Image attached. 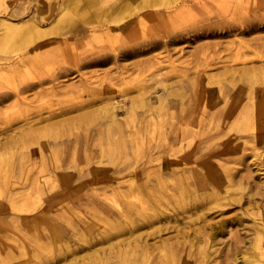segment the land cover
<instances>
[{
  "label": "bare ground",
  "instance_id": "6f19581e",
  "mask_svg": "<svg viewBox=\"0 0 264 264\" xmlns=\"http://www.w3.org/2000/svg\"><path fill=\"white\" fill-rule=\"evenodd\" d=\"M98 1L63 0L65 14L74 16L80 23H70L60 17L49 31L41 29L44 14L23 22L11 21L9 14L0 17V78L4 75L15 79L12 87L0 89V125H9L0 127V185L9 194V205L7 203L2 209L3 215L17 212L19 217L12 218L11 222L25 229H33L38 222L43 224L34 246H21L20 251L11 256L23 262L32 256L38 260L37 264L66 262L68 255L85 250L79 242L86 241L90 248L102 246L76 257L75 264H264V180L259 178L264 176V161L260 160L262 155L255 148L256 141L264 143V137H261L264 134V101L260 105L249 101L246 106L216 100L196 101V171L184 167L189 155H179L178 150H171L181 144L185 133L192 134L193 125L174 122L173 116L166 125L170 131L162 134L164 144L149 147L143 165L130 164L129 155L133 151L128 149V144H132L135 134L138 135L136 128L142 118L155 109L176 108L179 97L192 84L186 76L177 75L178 80L171 87L164 85L165 80L161 78L154 80L153 84L161 87L152 91L150 79H129L122 75L128 70L140 71L148 65L149 68H159L161 62L158 58L151 63L148 56L154 52L178 55L176 61L170 62L171 72L177 68L183 72L184 69L176 65L186 46L180 45L195 42L213 29L209 24H202L186 32L154 31L136 39L128 21L136 6L131 7L129 2L132 0H114L104 1L96 7L93 17L101 26L88 30L82 26L87 13L78 15V9L84 10V4ZM135 1L139 10L147 13V18L157 20L159 24L181 17L186 9V0ZM28 8L22 4L15 11L24 13ZM216 24L212 28L224 31L215 34L217 38L236 29H241L242 33L245 31L242 25L221 21ZM88 31L106 37L126 32V36L117 49L102 47L78 53L76 48L84 40L81 35ZM68 34L71 37L66 36ZM51 46L58 50L57 53L51 49L40 52ZM213 46L220 47L221 43ZM199 48L196 47V51ZM15 49L21 54L8 56ZM49 61H55L57 68L38 73L37 68ZM241 62L240 65L225 64L217 69L224 78L218 81L215 89L218 98L230 92V85L227 86L230 83L237 81L242 87L244 77L249 74L264 78V64ZM210 66L212 64L207 62L204 65L205 68ZM105 67L116 70L117 81L114 82L113 75L99 83L84 76L87 70ZM73 73L78 74L79 83L66 85V78ZM211 76L214 75L196 74L194 96L210 97L214 94L213 89L201 88L204 78L209 82ZM34 90H37L34 97L27 99V94ZM44 97L47 100L39 104ZM57 97H62L60 102L64 103L59 108H55L53 101ZM154 103L158 104L157 107ZM210 110L212 115L202 123L204 130L201 133L197 130L201 118L197 116L207 115ZM120 114L123 116L119 117ZM21 119L28 122L11 129V125ZM71 130L78 131L74 139L60 143L58 134ZM93 131L100 146L113 147H101L100 159L90 151ZM226 131L233 133L231 139H219L218 136ZM40 138L43 143L37 151L29 150L14 156L3 152L15 144L17 150L22 147L21 150L25 151L28 148L26 143ZM235 141L239 143L234 144ZM240 142L253 145L254 158L250 162H247L245 147H240ZM162 147L166 148L160 149ZM156 149L165 155H153ZM94 157L98 167L90 170L88 166ZM66 159L73 164L71 174L62 167ZM105 161L118 162L121 166L110 172ZM76 163L85 164V170L75 166ZM58 164L61 165L55 168ZM151 164L155 167L153 171L147 166ZM21 168L26 182L19 186L14 172ZM153 174L157 178L150 179ZM120 177H127L128 181L112 188L118 198L112 196L103 201L89 199L85 202L95 215L100 216L104 230H99L80 214L79 209L85 203L80 202L79 207H75L69 204L74 200L69 196L60 199L61 204L70 205L64 212L69 218L60 224L46 222L54 200L45 195L56 187V181L63 179L70 186L74 178L113 184ZM62 190L65 194L66 187ZM235 226L238 228L231 229ZM68 241L78 242L79 247L71 249ZM86 260L88 262L84 263Z\"/></svg>",
  "mask_w": 264,
  "mask_h": 264
},
{
  "label": "rangeland",
  "instance_id": "374dc122",
  "mask_svg": "<svg viewBox=\"0 0 264 264\" xmlns=\"http://www.w3.org/2000/svg\"><path fill=\"white\" fill-rule=\"evenodd\" d=\"M104 1L113 2L114 0H99L97 3H89L84 4V10L82 8L78 9V15H81L82 12L87 13V19L82 24L84 28H87L88 30H92L94 28L97 29L98 26H101L100 21L93 17V11L96 9L97 6L100 5V3H103ZM131 7L136 6V11L134 15H132L130 18H128L129 23L131 24V31L133 32V36H136V39L141 38L145 34H152L154 31H161V32H167V33H175V32H186L189 30H192L194 28H197L201 26L202 24H209L211 26L210 31H207L206 36H202L199 40L195 42H190L188 44H181L180 47H183V52L181 53L180 62H176V65L179 67H182L183 72L180 70H177L175 72L172 71V65L171 61H176L177 56L173 53H159L154 52L153 54H150V61L151 63L158 58V60L161 62L159 68H149V65L142 69V70H128L126 71L122 76L129 79H138V77H146V79L149 80V84L151 86L150 89L152 91L159 90L161 86L154 85L153 81L159 80L160 78L165 80L164 85L167 86H173V82L177 81L178 76H186L190 80V84H192L191 88L187 89V91L183 94V96L179 97L180 100L179 104L176 108L171 107L170 110L164 109H155L151 112H148L147 115H145L142 120L141 124L138 128V135H134L132 138V144H128V149L130 151H133L132 154H130V161H128L130 164L134 165H143L146 161V151L147 149L154 148L156 145L160 147L163 145L164 140L162 138V134L164 131L168 132L170 131L169 127H167V123L170 122V118L173 116V121L178 123H191L193 125V128L191 129V133L188 132L185 133L182 137L181 144L176 145L171 148L173 151L178 150L179 155H189L190 158L186 162V165L184 167L191 168L192 170L196 171V101H221L222 103H228L231 105L236 104H242L247 105L249 101H254L255 104L260 105L264 101V78H261L260 75L255 74H249L244 77L243 79V86L239 87V83L237 81L230 83L227 85H230V92L227 93V95H220L218 98V95L215 91V89L218 86V81L224 79L222 75L217 73V69L225 64H232V65H240L242 62L241 60H245L246 64L250 63H258V64H264V0H186V9L183 12V15L179 18H175L171 21H165L164 23H157V20H154L152 18H147L145 14L146 12L142 11L141 9L137 7L138 2L135 0H132L129 2ZM3 4V8L5 11H2L1 8L0 11V17H5L8 14L10 16V20L13 22H23L32 16L38 17L40 14H44V20L41 21V29H45L46 31L51 30V26L61 18L68 19L70 23H80L74 16L66 15V9L63 6V0H0V5ZM22 4L28 5V10L24 13L16 12L15 10L21 6ZM87 5V6H85ZM39 19V18H38ZM37 19V20H38ZM216 21L221 22H227V23H233L236 26L242 25V27L245 28L244 33L241 32V29H236L231 31L228 34L221 35L220 38L215 37V34H223L224 31H220L219 28H212V26H216ZM249 27V28H248ZM247 28L250 29V32L247 31ZM68 29V28H67ZM217 29V30H216ZM64 30H66L64 28ZM128 33V32H127ZM68 37H71L70 34L66 35ZM83 37L82 43L77 46L76 51L78 53H84L88 51L95 50L96 48L100 49L102 47H109L113 49H117L120 47V45L123 43L126 36L125 33H117L111 36H105L102 33L88 31L85 32V34L81 35ZM220 42L221 46H213L215 43ZM208 44V45H206ZM241 44V45H240ZM200 46L198 51H196V47ZM50 50L51 52H55L56 49L54 46H51L50 48H47L42 51ZM58 51V50H57ZM56 51V53H57ZM21 54V51L19 49H15L11 52L8 56H14ZM167 55H170L169 58ZM56 57V56H55ZM167 60V61H166ZM207 63L212 64V66L205 68L204 65ZM216 62V66H213ZM175 64V63H174ZM58 64L55 63V61H49L46 65H44L42 68L39 66L37 68L38 73H46L47 70H54L56 69ZM33 71V70H32ZM185 71V72H184ZM109 72L107 75L106 73ZM202 74L206 73L207 75L213 74L214 76L212 79H209L208 82L207 79L204 78L201 84V88L203 90L205 89H213L214 94L209 96H194L193 94L196 92V85H195V77L196 74ZM162 74V75H161ZM110 75H113L114 79L117 78L116 70L114 68H97V69H90L87 70L84 74L85 77H88L91 81L94 82H101L103 79H109ZM178 75V76H177ZM164 76V77H162ZM108 77V78H106ZM167 77V78H165ZM165 78V79H164ZM67 81L65 82L66 85L68 84H75L77 85L79 83V76L76 73H73L71 76L66 78ZM15 79H9L7 76H1L0 78V89H7L13 86ZM61 81V80H60ZM117 81V79L114 80V82ZM44 88V87H43ZM241 91H239V89ZM42 89V88H41ZM217 90V89H216ZM37 90L32 91V94H27V99H32L34 97V93ZM241 92V93H240ZM86 99V98H85ZM178 99V98H176ZM47 100L46 97L43 99H40L39 104L42 105V102ZM62 97L53 98V101L56 103L55 108H59L64 103L60 102L62 101ZM58 102V104H57ZM60 103V104H59ZM128 104H126L127 106ZM157 103H154V106L157 107ZM258 109V108H257ZM136 111H140L139 108L135 109ZM212 110L207 112V115H198L197 118H201V126L197 127V130L199 132H203L204 128L202 126V123H205L210 117H211ZM45 113V111H43ZM262 115V114H259ZM123 114H120L119 117H122ZM234 118L232 117V120ZM21 119V122H14L11 125V129H14L16 127H19L20 125H23L24 120ZM199 120V119H198ZM169 121V122H168ZM167 125V126H166ZM1 128L9 127V125L2 124L0 125ZM77 130H71L68 132H60L58 134V141L60 143H65L66 139H74V134H76ZM94 135L92 143L90 144V151L94 154L99 156V152L101 147H104L105 149H108L109 147L113 148L110 145L107 146H100L98 144V136L97 134L92 132ZM233 133H229L226 131L225 134H221L218 136L219 139L222 140H230ZM261 137H264V134L261 135ZM20 141V140H19ZM22 141V138H21ZM58 142V143H59ZM257 142V141H256ZM255 142V148L259 149V153H261V159L264 161V143L262 142ZM21 143V142H20ZM43 143L42 138L40 140H36L32 143H26L28 146L25 151H22L16 148L15 145H9L5 151L8 156H14V155H21L23 152L26 153L29 150H35L37 151L38 147ZM239 143L238 142H234ZM244 142H240V147H245L244 153L246 154L247 162H250L252 158H254V147L251 144H245ZM77 145V144H76ZM74 145V146H76ZM237 145V144H236ZM68 147V146H67ZM70 147V146H69ZM108 147V148H107ZM80 148H83L80 146ZM166 147H162L160 149H163ZM136 149V152L134 150ZM12 151V152H11ZM17 151V152H16ZM160 150H153V155L164 154L163 152H159ZM163 151V150H161ZM9 152V153H8ZM16 152V153H15ZM172 151L169 152V154ZM165 155V154H164ZM37 157V154H36ZM100 159V157H98ZM105 159V158H103ZM119 161V160H118ZM95 157L92 160V163L88 166L90 167V170H94V168H97L98 166L94 163ZM106 167L108 168V171H112L115 167H119L121 165H118V162L112 163L111 161H105ZM63 168L67 169L68 173H73V164L68 162V159L64 161ZM61 164H58L55 166V168H58ZM75 166L79 168H86V165L83 163H76ZM149 166V169L153 171L155 167L151 165ZM22 168L20 170H16L14 173L16 177V185L21 186L24 184L25 178L21 175ZM94 172V171H93ZM157 178L155 174L150 177V179ZM260 180H264V176L261 175ZM1 179V178H0ZM33 177L31 178V180ZM127 177L125 178H117L115 183H105L103 181H90L89 179H75L74 183L70 186L67 185L69 183H65L64 180L60 179L56 181V187H54L50 193L46 194V197L53 198L54 202L51 205V213L50 217L52 219H47L46 222H56L57 224H60V221H66L69 217L64 215V212L69 209L70 206H65L61 204L60 199L65 198L66 196L71 197L73 202H69V204H73L75 207H79L78 203L82 202L85 203L89 199H98L100 201H103L105 198L115 197L118 198L115 195V190H112V188L115 189L117 183H125L127 182ZM145 180V179H144ZM141 181V180H140ZM143 181V180H142ZM1 182V180H0ZM30 183H33L31 181ZM65 183V184H63ZM33 186V185H32ZM66 187L65 194H62V189ZM35 195V191H32ZM37 194V193H36ZM8 196L6 189H4V186L0 185V248H1V257H0V264H37L38 260L36 258L30 257L31 259H28L27 261L23 262L22 260L12 257V253H18L20 251V247H27V245L34 246V241L37 237V233H42L43 224L42 223H35V226L33 229L30 228H24L21 225H18L16 223L11 222L12 218L19 217L17 212H8V214L3 215L4 211L2 210L5 206L7 207L8 203ZM44 196V197H45ZM77 201V202H76ZM9 205V203H8ZM48 209V208H46ZM45 209V210H46ZM77 209V208H76ZM80 214L87 217V221L89 223H92L95 227H98L99 230H104V223L101 221L100 216L95 215L93 209L90 205H87L86 203L80 207ZM76 215V214H74ZM73 217V216H72ZM45 223V222H44ZM64 226V225H63ZM238 228L237 226L231 227V229ZM24 229V230H23ZM106 229V228H105ZM83 245L85 250L83 252L77 253L75 255H68L67 261H60V262H54L49 264H75L77 261L75 258L84 256L90 253L91 250H95L98 247H101L102 245H97L94 248H90V246L85 242H79ZM79 243L73 241H68V244L70 245L71 249H76L79 247ZM45 253V251H42ZM37 253V252H35ZM76 260V261H75ZM88 262L86 260L84 263ZM89 264V263H86ZM261 264V263H259Z\"/></svg>",
  "mask_w": 264,
  "mask_h": 264
}]
</instances>
